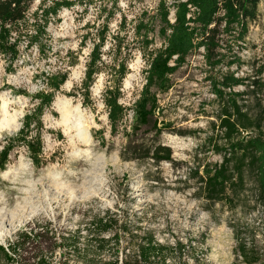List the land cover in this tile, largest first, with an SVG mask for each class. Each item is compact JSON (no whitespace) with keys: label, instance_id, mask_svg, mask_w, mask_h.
<instances>
[{"label":"rangeland","instance_id":"obj_1","mask_svg":"<svg viewBox=\"0 0 264 264\" xmlns=\"http://www.w3.org/2000/svg\"><path fill=\"white\" fill-rule=\"evenodd\" d=\"M67 1L73 5L49 21L42 53L36 46L26 49L24 40L13 62L0 56V150L6 140L16 136L23 116L37 106L36 96L48 92L46 79L67 74L41 118L42 165H32L26 148L19 145L0 169V235L4 234L0 246L14 243L24 230L39 232V227H46L49 238L67 240L60 249L51 250L49 264L124 260L137 253L141 239L145 242L149 237L154 246H159H153L151 264H245L236 253L230 227L234 225L242 233L246 248L257 250L258 261L254 264H264V207L255 200L254 175L248 173L241 201H234L235 208L229 209L204 202L197 192L198 181L190 173L201 175L205 165L221 162L212 147L219 144L218 138L210 145L203 143L211 135L212 124H217L219 111L209 76L230 72L247 83L264 81V71L258 77L264 68V0L259 2L257 19L249 25L244 42L232 41L227 58L215 71L207 69L204 52L199 49L170 76L167 92L151 90L158 100V127L169 125L158 138L151 127H139L133 134L130 109L145 84L148 68L147 57L135 44L133 30L143 12L147 14L145 22H149L160 1L169 6L174 0ZM51 2L34 0L29 13ZM171 15L173 11L170 22ZM122 20L124 28L120 27ZM105 24L103 66L94 76L89 103L83 107L85 67ZM157 32L158 27L149 35L153 43L145 54L162 46ZM117 33L122 40L118 60L123 58L127 69L120 84L112 51ZM232 56L239 58V65H226L233 61ZM116 85L118 102L128 112L118 133L112 136L102 99L105 91ZM244 104L249 115L258 114V96ZM62 114L69 117L65 125L61 124ZM129 140L145 148L160 144L170 150L172 161L155 164L150 159H135L141 155L123 153ZM103 216L117 221L107 233L95 228V220ZM101 239L107 243L101 244ZM176 243L181 246L176 247ZM40 248L44 250L45 244ZM34 252L38 250L10 256L28 260L21 264H34L30 259Z\"/></svg>","mask_w":264,"mask_h":264},{"label":"trees","instance_id":"obj_2","mask_svg":"<svg viewBox=\"0 0 264 264\" xmlns=\"http://www.w3.org/2000/svg\"><path fill=\"white\" fill-rule=\"evenodd\" d=\"M34 0H0V56L13 62L20 53L22 41L26 40L25 48L37 47L38 53L43 51V43L47 37L46 29L51 18L57 17L62 9H68L73 2L67 0H52L50 6L40 4L33 13H29ZM260 0H174L169 6L160 1L156 13L149 22H145L146 13H142L133 30L135 44L147 57L148 68L144 72L145 84L134 102L130 111L133 114L135 129L139 127H151L155 138L163 131H168L169 125L158 127L155 118L159 110L156 95L151 92L155 89L159 93L169 90V78L181 68L187 57L196 50H203L204 64L209 71H215L224 63L226 52L230 50L232 41L244 42L248 33L249 25L257 19L258 5ZM192 9V11H191ZM173 11V22L169 15ZM158 23V26H156ZM125 20L120 22L124 28ZM158 27V36L162 40V46L145 54L152 45L153 35ZM107 24L97 36V43L93 45L89 54L88 62L81 83L82 106L89 103V89L94 76L103 66L101 62V48L106 39ZM223 37L228 38L223 40ZM113 68H117V82L120 84L127 73L126 65L121 58L122 40L117 33L114 38ZM233 61L227 62V66L239 65V58L232 56ZM264 68L258 72L262 75ZM48 92H42L36 96L37 106L22 118L21 128L16 136L9 138L0 150V169L9 161L15 147L24 146L29 159L35 167L42 165L41 135L43 131L42 115L54 100L55 93L67 80L66 73H59L53 79H46ZM211 94L218 104L217 124H212L211 135L206 136L204 145L212 144L218 138L219 144H213V152L221 157V162L214 165H205L201 171L191 172L197 179L199 197L209 205L222 204L229 209L235 208L234 201H241L245 192L248 173L254 175L256 187V203L264 207V81L262 79L247 80L238 78L235 74L226 72L216 76H209ZM243 91H235L237 88ZM258 96L260 107L258 114L249 115L244 104L248 99ZM119 86L106 90L103 95V104L107 109V119L112 136L118 133L119 127L128 110L119 104ZM162 124V122L160 123ZM100 134V132H98ZM127 137L128 134H125ZM140 154V158L150 159L155 164L172 161L171 152L168 148L157 145L139 147L132 145L129 140L123 153ZM134 160V159H133ZM233 206V207H232ZM106 216V214H105ZM105 216L95 220V228L99 232L107 233L117 225L115 219H105ZM236 242V253L245 264H254L258 261L257 250L246 248V242L241 237L242 233L236 226H230ZM124 228V227H123ZM125 229V228H124ZM30 229L18 233L17 240L8 242L7 247L0 246V264H21L27 259H16L10 254L19 251L27 252L28 249L36 251L31 256L34 264H49V257L53 255L51 250L60 249L65 239L49 238L48 228ZM126 231V232H125ZM127 233V230H123ZM118 244V235H113ZM137 244V250L142 261H148L153 251V240L148 238ZM101 244L107 242L101 239ZM45 244V249L40 246ZM176 243V247H180ZM154 247H159L155 245ZM128 261H135L129 258Z\"/></svg>","mask_w":264,"mask_h":264},{"label":"built area","instance_id":"obj_3","mask_svg":"<svg viewBox=\"0 0 264 264\" xmlns=\"http://www.w3.org/2000/svg\"><path fill=\"white\" fill-rule=\"evenodd\" d=\"M191 11H192V9H191ZM127 255H129V250L127 251ZM128 257L135 258V261H128V259H129ZM73 264H83V263H73ZM94 264H151V262H150V256H149V260L148 261H142L140 259V256H139V253H138V250H137V253L135 255L132 254V255H129L127 257L125 256L124 260H122L121 258L120 259L117 258L113 262H100V263H94Z\"/></svg>","mask_w":264,"mask_h":264},{"label":"bare ground","instance_id":"obj_4","mask_svg":"<svg viewBox=\"0 0 264 264\" xmlns=\"http://www.w3.org/2000/svg\"><path fill=\"white\" fill-rule=\"evenodd\" d=\"M173 15H171V21L173 20ZM173 22V21H172ZM55 106H56V104H55ZM62 113V112H61ZM68 120H69V117L68 116H65L64 114H62V121H61V124L62 125H65L66 124V122H68ZM80 138H83L81 135H80ZM83 142L85 143V142H87V141H85V140H83ZM3 237H4V234H2V235H0V241L3 239Z\"/></svg>","mask_w":264,"mask_h":264}]
</instances>
